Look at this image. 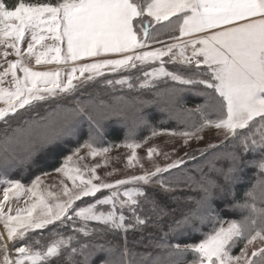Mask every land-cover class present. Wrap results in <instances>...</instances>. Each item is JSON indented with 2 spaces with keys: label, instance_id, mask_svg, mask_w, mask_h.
I'll list each match as a JSON object with an SVG mask.
<instances>
[{
  "label": "snow or ice",
  "instance_id": "snow-or-ice-1",
  "mask_svg": "<svg viewBox=\"0 0 264 264\" xmlns=\"http://www.w3.org/2000/svg\"><path fill=\"white\" fill-rule=\"evenodd\" d=\"M156 25H161L173 42L159 40L161 33ZM25 41L27 47L22 48ZM150 42L162 46L148 50ZM0 48V121L5 125L21 119L40 102L67 98L96 77H105L106 72L137 70L143 76L135 77L138 83L128 75L104 82L109 86L148 90L154 89L155 82L161 79L182 86L203 85L208 90L204 105L208 111L197 106L195 111L200 113L202 122L194 125L192 131L162 133L153 129L151 137L142 142L126 139L122 145H115L130 150L126 167H132L134 161L140 163L137 149L153 137H180L187 146L192 139L201 140L200 133L205 129H215L225 140L239 139L242 151L260 153L261 159L255 166L264 177V0H18L12 7L0 0ZM10 56L14 58L9 59ZM32 60L37 66L58 67L35 70L27 62ZM157 62L159 67L152 66ZM166 65H172L173 70ZM146 66L150 70H144ZM213 94L216 105L209 103ZM85 112L86 107L77 101L76 108L59 110L46 123L33 122L27 128H17L5 138L4 151L9 152V145L23 146L26 156L22 162L26 163L48 145L74 134L70 125ZM101 140L99 134H90L84 144L66 156L55 170L61 179L51 186L45 185L41 176H36L28 186L7 177L8 168L16 161L15 147L11 148V158L5 155L0 159V185H7L0 199V264H77L78 254L84 255L85 264H91L93 254L88 253V245L72 246L71 252L67 251L72 241L78 239L77 234L91 237L145 227L149 218L138 214L141 202L152 204L153 211L158 206L141 187L125 186L142 183L171 191L182 182L180 176L164 179L161 174L177 169L184 163L183 158L162 167L153 157L163 155L167 160L170 154L161 153L156 146L146 150L154 170L106 181L97 174L101 164H84L85 156L81 155V149H86L88 157H103L106 165L111 149L99 146ZM224 159L231 161L226 175L231 185L240 171V157L229 154ZM115 172L113 169L105 176ZM209 184L211 188L219 187L215 181ZM258 184L260 205L253 194L257 185H253L246 191L244 203L233 205L248 214L229 221L219 219L209 202L211 188L201 185L200 191L205 195L195 202L197 208L177 223L178 227L193 226L196 222L201 226L211 224V231L198 243L156 247L191 253L193 259L185 264H264V179ZM102 190L109 194L104 195ZM21 194L27 198L25 206L13 208V198L19 199ZM86 197L94 202L85 204L82 198ZM89 222L98 226L90 228ZM49 226L68 228L71 234L53 231L50 235L59 238L45 248L37 230ZM237 245L242 247L239 254H234ZM127 255L125 248L122 264H131ZM148 259L151 257H144L145 261ZM106 264L114 262L107 260ZM152 264L165 262L157 256Z\"/></svg>",
  "mask_w": 264,
  "mask_h": 264
},
{
  "label": "rangeland",
  "instance_id": "rangeland-1",
  "mask_svg": "<svg viewBox=\"0 0 264 264\" xmlns=\"http://www.w3.org/2000/svg\"><path fill=\"white\" fill-rule=\"evenodd\" d=\"M172 19L174 20L175 18L173 17ZM162 23L166 24L167 22ZM155 27L160 30L161 33L158 36L159 40L164 41L165 43L173 42L170 39L169 33L163 31L161 25H156ZM176 35H178V32ZM44 43L51 44L52 41H44ZM160 46L162 45L150 42L148 50ZM21 47L26 48L27 41L23 42ZM27 62L35 70L41 71L51 70L58 67L57 65L37 66L34 63V60ZM152 66L159 67V63L157 62ZM166 67L168 70H173L172 65H166ZM65 70L67 71V69ZM144 70H150V66H146ZM77 75L79 74L77 73ZM85 75H87V73ZM126 75L133 77L132 82L134 83H138V81H135L136 76H140V78L143 79L142 72L137 70H132L131 72L121 71L119 73L106 72L105 77H96L94 81H91L82 87H78L74 93L63 100L40 102L38 107L24 113L26 115L23 114L25 120L24 118L19 120L15 119L10 121L8 125H5L4 122L0 121V159L5 155H8L9 158H11V148L15 147L16 161L8 168L6 174L7 177L10 179H19L21 183L28 186L30 185L31 180L35 179L36 176H41L44 184L51 186L53 184H58L61 179L55 171L56 168L63 164L66 156L72 155L75 149L84 144L85 141L89 139L90 134H99V136L102 137V140L99 141V146L109 147L111 151L108 154L109 159L105 165L103 157H88L86 155L87 150L81 149V155L85 156L83 163L88 165H94L97 163L101 164V167L97 169V174L109 182H114L117 179L127 178L132 175H140L143 174L145 170H154L152 161H149L146 155L147 148L151 146H156L161 153L167 152L170 154L169 159L167 160L164 159L163 155L153 157L155 163L162 167L167 163H171L175 159L183 158L184 163L177 169H170L169 173L161 175L164 179L180 176L181 183L187 184L186 186L180 184L172 188L171 191H164L158 185L145 186L142 183L125 186L141 187L148 197L154 199L158 205L156 210L153 211L152 204L144 203L143 201L141 202V208L138 211V214L144 217L145 212H143V209H152L151 212L154 214V218H149L145 227L133 229V242L130 240L128 241L127 234L125 236L121 235V231H115L116 233L119 232V236H117L115 232H105L102 235L92 234L91 237H83L82 234H77L78 239L72 241V244L67 251L70 253L72 246L79 248L81 245H88V253L93 254L91 264H106L107 260L113 261L114 264H122V253L125 251V248L128 250L126 259L130 261L131 264H152V260L157 256L165 261H167L168 257L169 262H166V264H170V261H176L177 264H185V261H191L193 259L191 253L186 254L183 252H175L172 249L158 248L156 245L179 243L183 246L188 243H198L203 239L205 233L211 231V224L203 225L206 227L204 231L199 222H196L193 226L178 227L177 222L183 221L186 216H189L192 211L197 208L195 203L197 199H195L194 196H191V193L198 190L199 196L203 194V192L200 191V186L194 184L196 179H194L193 176L192 179L189 178V182H186V180L191 176L190 171L192 170H194V172L196 171V173H201L203 172V169L206 168L209 175L210 173L219 174V168L214 167L212 162L216 161L217 157L222 156V153L215 152V150L224 145H228V141L231 139L225 140L223 134H218L215 129H205L200 133L203 137L201 140L197 141L192 139L187 146H184L180 137L162 134L153 137L147 144H142V147L137 149V155L140 160L139 164L134 161L132 167H126V158L131 152L129 149L122 146L115 147V145H122L126 139H136L142 142L144 138L151 137L153 129L161 131L162 133L171 131H192L194 125H199L202 122L200 113L195 111L197 106H200L203 111H208V109L204 107L208 90L203 85L182 86L177 82L161 79L160 81L155 82L154 89L148 90L140 89L138 87L129 89L127 85L109 86L104 82L105 79L115 80ZM110 88H116V90L119 88L120 91L118 94H111L110 97H107L109 94L106 89ZM77 101L80 105L86 107V112L77 116L73 124L70 125L75 129L74 134L65 135L54 143H61L68 138L76 140L81 134H83V137L85 136V139L76 144L74 148L72 147L70 150H66L67 153L62 158H59L58 166H54L55 163L49 159L47 156L48 154L42 156L40 159L41 161L38 162L37 158L42 155V151L37 152L28 162H22L26 156L23 146L9 145L10 150L8 153H5V138L12 136L17 128H27L33 122L39 124L46 123L50 115H55L57 111L76 108ZM209 103L212 105L217 104L215 94H213ZM90 116L91 119H89ZM211 118H216L215 112L212 113ZM113 126L121 128L124 131L122 141L115 145L108 143L106 139V136L109 134L108 131ZM210 145H214L215 147H210ZM209 153L210 157L208 156ZM206 154L208 156L206 159L198 160ZM208 159H210V161ZM206 161L209 162L207 163ZM196 163L198 166L195 165ZM141 164L143 165V168H141ZM30 169L31 171L29 172ZM113 169H115L116 172L112 176H105L106 172H111ZM0 171H2V169H0ZM241 172L243 173V170ZM45 173H47V175H45ZM202 179H204V175L200 174L197 178L198 181H196L200 182ZM68 183L69 186H71V182ZM6 186L7 185H0V199L3 198V188ZM219 190L220 192H223L221 188ZM102 193L104 195L109 194L108 190H102ZM100 196L101 194L98 193L97 198ZM230 198L232 197L223 194L218 195L215 199L216 203L219 202L222 204L221 206L224 214L223 216L219 215L220 220H237V212L242 210L234 208L232 204L224 205ZM26 199L27 198L23 196V194H21L19 199L13 198L12 207H24ZM82 199L85 204L87 202H94V199L91 197ZM209 202L211 203L212 200H209ZM77 203L80 204L81 202ZM106 208L107 206H104L105 210ZM212 208L215 209L213 205ZM161 209H163V211H161ZM125 215H130V213L125 212ZM224 215H227V217L224 218ZM198 224L200 226L197 227ZM94 226H98L96 222H89L90 228ZM217 226H219L218 223ZM225 226H227L226 223ZM2 230L3 226L0 224V231ZM53 231L63 233L65 236L71 234L70 229L64 227L53 229V226H49L46 230H37V236L43 238L42 244L45 248L53 239L59 238L50 235ZM156 239H159V242L156 241V244H154ZM110 243H113L114 246H111ZM131 246L147 248L149 252L151 246L153 251L148 253L142 248L141 250L137 249L133 251ZM238 246L242 247V245ZM235 248H233V253L239 254V250L237 253L234 252ZM157 249L158 252L156 251ZM145 256H150L151 259L145 261ZM75 259L77 264H85L84 255L78 254Z\"/></svg>",
  "mask_w": 264,
  "mask_h": 264
},
{
  "label": "trees",
  "instance_id": "trees-1",
  "mask_svg": "<svg viewBox=\"0 0 264 264\" xmlns=\"http://www.w3.org/2000/svg\"><path fill=\"white\" fill-rule=\"evenodd\" d=\"M5 2L7 4V6L12 7L15 3L18 2V0H5ZM25 2H28V3L41 2V3H43V2H49V0H25ZM51 2L55 3V0H51ZM106 90H107V93L109 94V95L107 94L108 95L107 97H110L111 94H118V92L120 91L119 88H117V90H116V88H110V89H106ZM24 115H26V114H24ZM23 118L25 120V116H23L21 119H23ZM13 120H15V119H13ZM13 120H11V121H13ZM5 129H8V128H5ZM5 131H7V130H5ZM0 133H1V128H0ZM108 133L109 134L106 136L107 142L111 143L113 145L120 143L124 137V131L121 128H118L116 126L111 127V129L108 131ZM256 138L259 139L258 136ZM84 139H85V136L83 137V134H81L80 136L77 137L76 140H73L72 138H70V139L68 138V139L62 141L61 143H54V144H51L50 146L48 145L46 148L41 150L42 155H40L37 158V160H38V162L41 161L40 159L42 158V156H45L48 154L47 156L49 157V159H51L55 163L54 166H58L59 158H62L67 153L66 150H70V148H72V147L74 148L76 144H78L80 141L82 142ZM228 142H229L228 145H224V146L218 148L217 150H215V152L216 151L221 152L222 156H220L221 157L220 159H217L216 161L212 162L214 167L219 168V170L223 169V172L220 171L219 174L218 173H213V174L210 173V175H209V173H207L208 170L206 168L203 169V172H201V173H196V171L194 172V170H192V171H190L191 176H189L186 180V182H189L188 180H189V178L192 179V176L194 179L197 180L199 175L203 174L204 179H202L200 182H197L198 180L197 181L195 180L194 184H198L200 186V188H201V185L203 187L210 188L211 185L209 184V181H215V183L217 185H219V187H217V188L216 187L211 188L212 195L209 198V200H212L211 203H212L213 207H215V213H219L220 216H223L224 213H223L222 206H221L222 204L219 202H217V203L215 202V199L218 195L224 194L226 196L232 197L229 200H227L226 204H224V205H227V204H232V205L243 204L245 199H246V197H245L246 191L248 189L252 188L253 185H257V187L255 189H253V194L257 197L256 203L259 206L260 205V201H259L260 186L258 184V181H260L261 179H264V177L260 176L259 169L255 166L256 162L261 159V154L258 152H250V151L244 152V151H242L239 139H237L235 141L229 140ZM52 152H54V153H52ZM49 153H51V154H49ZM210 153L208 154V156L210 155ZM229 154L238 155L240 157V171L237 174L238 179L236 178L232 182L231 185L229 183V180L226 179V175L229 172V165H230L231 161L228 159H224V157L229 155ZM208 156L206 154L205 156L200 157V159H198V160H201V159L204 160ZM208 160L210 161V159H208ZM43 163H45V162H43ZM195 165L198 166L197 163ZM54 166H52V167H54ZM52 167H50V168H52ZM242 170H243V173L241 172ZM30 171H31V169L29 170V172ZM20 178H22V177H20ZM183 178H185V177H183ZM180 184L183 186L187 185L184 183H180ZM230 187H231V193H230ZM220 188L223 189L222 191L224 193L220 192V190H219ZM220 193H222V194H220ZM204 195L205 194L203 193L199 196L198 190L191 193V196H194L195 199H197V200L201 199V197ZM248 200H249V202H251V198H248ZM151 211H152V209L148 210L147 208H144L143 209V212H145L144 216H147L148 218L153 219L154 214ZM247 214H248L247 211L240 210L239 212H237L236 216H238V217L236 219L239 220L242 218L243 215H247ZM225 217H227V215H224V218ZM198 226H200V225L198 224L197 227ZM201 227H202V230L205 231L206 227L205 226H201ZM132 232H133V229L129 230L127 233H123V231H121V233H122L121 235L125 236L127 234L126 236L128 237V241L130 240L131 242H133L134 239L132 238ZM116 234H117V236L120 235L119 232ZM112 240H114V239H112ZM114 241H116V240H114ZM156 241L159 242V239H156L154 241V244H156ZM158 242H157V244H158ZM110 245L114 246L113 243H110ZM131 247H132L133 251H135L137 249L141 250V248H142V247H138V246H131ZM239 247L240 246L237 245V247L234 249L235 253L238 252ZM142 249L148 253H151L153 251L151 246L149 248L150 252L148 251L147 248H142ZM156 251L158 252V249ZM162 261H164L165 264H166V262L168 263L169 262L168 257H167V261H165L163 259H162Z\"/></svg>",
  "mask_w": 264,
  "mask_h": 264
},
{
  "label": "built area",
  "instance_id": "built-area-1",
  "mask_svg": "<svg viewBox=\"0 0 264 264\" xmlns=\"http://www.w3.org/2000/svg\"><path fill=\"white\" fill-rule=\"evenodd\" d=\"M0 50H2V48H0ZM9 51H10V50H9ZM12 58H13L12 56L9 57V59H12Z\"/></svg>",
  "mask_w": 264,
  "mask_h": 264
}]
</instances>
